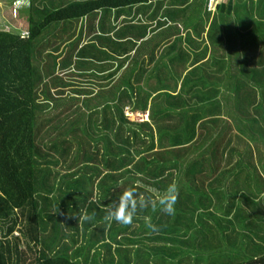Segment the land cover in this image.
Returning <instances> with one entry per match:
<instances>
[{
	"label": "trees",
	"instance_id": "16d2710c",
	"mask_svg": "<svg viewBox=\"0 0 264 264\" xmlns=\"http://www.w3.org/2000/svg\"><path fill=\"white\" fill-rule=\"evenodd\" d=\"M163 1L71 0L64 6L49 10L46 3L40 7L36 0H11L9 4L15 10L9 12L8 6L4 7L6 17L11 16L16 20L15 25L27 29L20 30L25 32L24 35L0 31V264H194L193 261L199 263L201 260L205 264H264V219L261 220L258 214L243 217L238 213L235 220H231L229 213L225 212V203L230 201L231 193L223 190V177L230 172L217 173L223 165L221 155H224L223 148L227 149L225 143L233 139L229 118H235L242 135L241 146L245 147L243 150L230 151L233 153L230 160L240 154L236 168H248L251 174V166L244 163L241 155H245L244 151L252 152L249 148L252 143L264 145V49L260 46L264 45V0H230L233 2L234 13L228 12L229 8H217L219 18L215 17L212 21V66L221 65L222 72L225 69L226 77L230 80L226 88H234L230 92L232 94L223 92L225 78L213 68L212 84L204 83L189 71L179 90L177 86L172 90L168 86H150L153 91L166 88L153 97L151 122H146L127 115V108L133 103L138 104L133 111L136 115L140 113L139 110L145 111L149 106L151 95H143L146 91L144 88L139 87L141 90H137L136 86L125 85L119 100L109 102L102 89L99 91L98 88L87 87V74L78 70L82 50L78 53L76 51L81 36L74 31L81 27L84 32L91 29H94L93 32H104L103 21H108V13L112 15L115 11H118L117 17L115 21L109 20L108 25L115 33L117 48L123 51V55L136 48L134 42L140 44L150 41L155 44V49L166 47L162 35L158 38L150 37L149 30H159L152 24L149 27L145 25L144 31L137 35L135 41L129 39L130 24L127 18L126 22L121 23L124 24L121 34L116 31L120 25L118 19L124 12L130 14L133 8L145 10V5ZM45 7L47 9H43ZM18 11L20 15L16 14ZM23 14L29 19L28 25ZM232 15L234 18L230 21ZM97 18L100 21L96 28L94 19ZM69 22L73 23L71 37L64 30L65 24ZM53 30L62 35L55 40L69 36L68 41L59 46L53 45L52 39L44 41L45 36ZM229 32H237L231 37L233 41L243 40L241 45H232L229 50L230 56L237 59L235 65L239 68L238 72L229 70L226 55H223L228 49L226 39ZM183 41L181 44L189 50L190 40ZM46 45L50 46L51 52H47ZM167 54L172 62H177L176 71L181 68L179 61L187 62L192 56L195 57L194 53H171L170 50ZM74 56L77 57V70L71 68ZM232 95L235 99H230ZM85 108L95 113L88 120L89 123L83 121L84 116L81 114ZM102 130L107 133H101ZM73 144L77 147L73 157L74 162L80 166L78 174L82 167L85 170L89 167L97 168L90 175L92 180L82 175L78 180L93 183L94 189L110 176L103 188L110 191L119 187L112 173L147 175L156 180L164 174L189 177L186 183L190 187L183 184V179L179 180V184L185 191L188 189L196 193L195 190H200L196 201L190 203L194 205L192 208L185 204V208L180 207L185 222L191 223L185 233L189 237L174 242L161 236L153 237L156 233L161 235L163 230L162 223L157 221L158 229L153 230L147 238L149 242L152 239L162 245L168 243L171 249L167 245L157 249L147 247L146 254H155L154 259H147L144 253L138 256L141 249L130 250L124 246V241L108 243L105 229L104 236L102 231L95 234L93 229L95 221L101 222L98 219L102 210L98 196L97 202H92L94 219L83 222L86 230L95 232L80 235V227L75 226L73 230L81 241L77 240V243L68 247L71 250L68 256L61 254V247L58 253H53L54 250L49 252L60 240L55 235L58 219L54 210L58 209L55 197L63 187L57 190V184L54 185V172L51 169L53 161H50L52 156L50 152L44 154L43 149L48 145L50 151L60 153L66 163L68 151ZM40 153L48 159L40 160ZM260 160L264 168V157ZM101 176L102 181L96 183ZM197 180L199 185L195 187ZM260 181L264 187V179ZM206 186L210 187L209 192L203 190ZM60 195L65 202L69 193L63 190ZM72 195L80 196V193ZM90 199L91 196L88 199L85 197L87 202ZM182 200L192 201V197L186 196L185 199L182 191L177 202ZM201 200H204L203 203ZM250 203L253 201L250 200ZM211 207L213 211L215 208V212L210 211ZM59 210L65 213V209ZM217 211L223 212V215L218 216ZM19 219L27 220L20 230L27 241L23 250H19L17 243L12 247L10 241L4 242L1 239V236H11L13 228L8 224L13 222L16 225ZM209 219L216 220L222 226L215 228L207 222ZM225 221L233 224H226ZM68 224L69 221L65 226ZM201 225L210 228L209 235L213 242L197 234ZM52 229L55 231L52 232ZM218 229L226 232L228 241L241 234L242 239H245L242 245L247 247V257H231L234 253L224 247L223 240L219 244L213 239L214 231ZM121 232L127 234L128 227L125 226ZM227 232H231V235L227 236ZM199 239L204 243L202 248L211 249V253L197 258L200 256L196 251L200 247ZM30 242H34L39 249L38 253L43 246L41 257H33ZM132 251L136 258L131 257Z\"/></svg>",
	"mask_w": 264,
	"mask_h": 264
},
{
	"label": "crops",
	"instance_id": "0c3cea01",
	"mask_svg": "<svg viewBox=\"0 0 264 264\" xmlns=\"http://www.w3.org/2000/svg\"><path fill=\"white\" fill-rule=\"evenodd\" d=\"M70 1L71 0H42L36 4L42 7L41 5L46 3L49 10H52L53 7L60 5L64 6ZM219 1L220 0H218V2ZM228 1L230 2V0ZM206 3L207 0H165L163 2H153L152 4L145 5V10L133 8L131 9L130 14L126 12L121 14L118 19L120 25L116 30L119 34L123 31L124 24L121 23L126 22V18L130 24V30L128 31L130 34L129 39L133 41H135V38L140 32L144 31L145 25H148V27L151 24L155 25L159 30H149L148 33L150 32V37L158 38L160 35L164 37L166 47L161 49H155V44L151 43L148 39L149 42H143L140 44L134 42L133 44H137L136 48L130 51L129 54L123 55V51H120V49L117 48L118 44H116L114 38L115 33L110 30L108 25L109 20L115 21L114 18L117 17L118 11H115L112 15L111 13H108V16H110L108 21H103L102 24V28L105 30L104 32L100 30L93 32L94 29L85 30L84 32L81 27L78 28L74 31L81 36L80 39H78L79 48L76 51V53H78L82 50L80 59L81 66L78 70L80 69L83 74H87V87L89 89H91V87L98 88L99 91L102 89L105 92L104 94L107 101L116 102L121 95V88L125 85L144 88L146 91L143 92V95H150V93L147 92L148 86H168L167 88L170 90H172V87L177 86L179 90L189 71L195 73V76L201 78L204 83L212 84V71L210 69L213 68V70H216L217 74L222 78H225V82L222 85L223 92L226 94H232L230 92L233 91L234 88H226V85L229 84L230 80L226 77L225 69L222 72L221 65L212 66V42L210 41L212 39H210L212 31L211 25L215 17L219 18L220 13H217V9L214 13L207 11ZM47 7L43 9H47ZM1 9L2 7L0 6V10ZM5 14H7L6 10ZM24 18H26L25 22L28 25L29 19L25 16ZM94 20L96 21L97 28L100 18ZM5 22H8L11 24V27L17 30V25H15L16 20L11 18V16L9 17L8 15ZM182 27L185 28L180 29ZM72 28V22L65 24L64 30L65 32H69L70 37L73 31ZM26 29L23 27V30ZM69 36H65L63 40H55L54 38L62 37V35H60L59 31L53 30L50 34L45 36L44 41H50L52 39V44L59 46L62 43L67 42ZM186 39H189L191 42L189 50L186 49L187 46L181 44V42H184L183 40ZM75 41L74 43H77ZM195 42L199 44L194 45ZM199 45L201 46L199 47ZM180 47L183 49L181 50ZM45 48L47 52H51L52 50L49 45H46ZM168 50H170L171 53H194L195 57L192 56L187 62H185V60L179 61L181 68H178L176 71L177 62H172L171 58H168ZM228 51L229 49H226L225 52H223V55H226L228 62L227 66L232 72H238L239 68L235 65L237 59L231 57L230 51ZM76 60L77 57L74 56L71 68L77 70V67L75 66ZM167 73H171V75ZM81 79L84 81L83 77ZM163 89L161 91H163ZM154 91L153 96L149 99L150 103L149 106H147V109L145 111L139 110L140 113H138L148 115L146 122H151V103L153 97L161 92L159 90ZM230 99H235L234 95H232ZM128 108L131 109L133 116H136V113H133L131 105L128 106ZM84 111L87 120L86 122L89 123L88 120L91 116H94L95 113L90 108H85ZM84 120L85 119H83V121ZM236 123L235 118H229V124L232 126L231 133L233 139L225 143L227 149L223 148L224 155H221L223 165L217 172L219 174L226 171L230 172L223 177L225 183L223 190L231 193L230 201L225 203V212L227 211V213H229V218L231 220H235L238 213H241L243 217H249L251 214H258L262 220L264 219V187L260 179H264V168L261 167V161L256 167L253 163L251 165L248 162L245 163V159H243L246 165L248 163L251 166L250 169L252 173L250 174L248 168H243L242 170L236 168L239 160L236 162H234L236 158L230 160V158H233V153L230 151H236L238 149L242 150L245 148H242L241 146L240 140L242 135ZM232 164L235 166L234 168L232 167ZM253 166L255 172L253 171ZM112 174L116 175H112V177H114V181H117V185L119 186L117 189H119L120 186L124 185L123 175H120L119 173ZM148 177L149 176L147 175H141L136 178L145 179ZM172 177L173 178L170 180L168 176L163 175L162 178L157 181H165L168 183L167 185L176 183L179 188V194L182 193L185 188L179 184V180L183 179V176L174 175ZM102 178L103 176L98 178L96 183L102 181ZM238 181H240V183H238ZM113 190H115V188ZM252 191H254V194H250ZM250 200H252L253 203H250ZM159 221L161 222V219ZM152 224L155 226V230H157L158 222H153ZM129 230H131V228L128 227L127 235L130 234L133 236L135 232H129ZM120 233L123 234V232ZM121 234H119V237ZM157 236L162 237V234L160 235L159 233H156L153 237Z\"/></svg>",
	"mask_w": 264,
	"mask_h": 264
},
{
	"label": "rangeland",
	"instance_id": "374dc122",
	"mask_svg": "<svg viewBox=\"0 0 264 264\" xmlns=\"http://www.w3.org/2000/svg\"><path fill=\"white\" fill-rule=\"evenodd\" d=\"M23 2H25L26 0H22ZM41 0H36V3L40 2ZM11 2V0H0V6L2 7V9L0 10V31L1 32H8V33H15L18 35H24V32L20 31L23 30V28L19 27V25H17L18 31L15 30V28L11 27V24H9L8 22H5L6 19V14H5V10L4 7L8 6V10L9 12H13V10H15V8L13 7V5L9 4ZM34 5V3H33ZM9 6H11L12 8L10 9ZM220 6V7H219ZM21 8H23L21 6ZM218 9L219 8H224V9H228V12L230 13H234L233 10V2H229L228 0H220L218 2ZM20 11V10H19ZM16 13L18 15H20V13ZM24 15V14H23ZM26 17V15H24ZM234 18V15H232L230 17V21H232ZM185 27H182L180 29H184ZM237 32H229V37L226 39V48H228L229 50L231 49L232 45H241L243 43V40L240 41H233V39L231 38L233 36V34H236ZM261 49H264V45L260 44ZM253 53V52H251ZM212 71V69H210ZM173 88V87H172ZM137 90H141L139 87L136 88ZM147 92L150 93L151 96H153L154 92L150 86L147 87ZM121 94H123V88H121ZM136 101V100H134ZM138 104L133 103V105H131L132 110L134 111V107L137 106ZM129 113L131 111V109L128 110ZM148 111V110H147ZM142 113V111H141ZM84 116L85 121L86 117H85V111H82L81 113ZM75 116V115H74ZM132 117H136V119L140 120L142 119L143 121H147V117L148 115H144L142 114H138L136 116ZM143 117V118H140ZM95 120V119H94ZM151 121V120H150ZM153 121V120H152ZM154 128H156V126H154ZM101 133H107L104 130H102ZM49 145V144H48ZM45 146L43 149L44 154H48V152L51 153L52 158L50 159V161H53L52 164V170L54 172L53 175V183L54 185L57 184L56 186H58V189H63L60 190V192L67 191L69 193V195H67V199L65 200V202H63V196L60 195V192L57 193L56 197H55V201L58 204L59 209H65V213H63V215H56V218L58 219L55 223L56 227H57V231L52 229V232L55 231V235L57 237L60 238V240L58 241L55 247V245H53L48 251H53V253L57 252L58 253V249L61 247V250L63 253H61L63 256H68V254L71 252V250L68 249V247H71V245H73V243H77V240L81 241V239L76 235V231H74V227H80V235H82L84 232H88V233H92L95 232V234L100 233V231H102V236H104V229L106 230V235H107V240L108 243L113 244L115 241V243L117 244L118 241H124V246H126L128 249L133 250V249H138L140 248L141 250L139 251V254L144 253L145 257L147 259H154L155 254H146V248L147 247H152V249H157V248H161V246L163 245H167L168 249H171V245L168 243H163L160 244L159 242H154V240L152 241V239L148 240L147 237H150L153 233V229L149 228L148 225L145 223V219L144 217H150V223L152 224L153 222H157L161 219V223H162V237L164 239L168 238L171 241H175V240H180L184 239L185 237H189L188 233L185 235L187 228H189L190 226V222H185V216L183 215V209H180L181 206L188 205V207H193L194 205L190 204L193 201H196L197 197H198V193L200 194V190H195L196 193H194V191L185 189L183 190V197L186 196H191L192 197V201L189 200H182V202H177L175 204V215L172 216L171 219L168 218V215L162 213L159 208L156 211H152L151 208H147L144 210H138L139 213L136 215V217L133 220V223L127 227L131 228V230H129V232H135L136 235L135 236H131L130 234H126L123 232V234H121V236L119 237V232H121V230L125 229V226H122L118 223H116L115 221H113L111 223V225H109L108 223H106L103 220V217L106 215L104 208L105 206L111 204L112 202L118 200V197L120 195H118L121 191H123V189L125 188L126 190L129 188H133L136 190L137 193H141V194H149L148 193V189L150 188H154L157 190H161L163 191L164 189L167 188V184L165 181L163 182H158L156 179H152L151 176H149L150 178H145V179H139L136 178L138 176H141L139 174H123V186H120L119 189H117L115 187V191L113 193V189L108 191L105 188H103V185L106 184V182L108 181L109 178H111V176L109 178H106L103 183H101L100 186H98L97 188L94 189L93 187V183L89 182V181H82L79 180V176L81 177L84 176L87 180H92V171H96L97 168H93V167H89V168H85L82 167L80 170V173L78 174L79 171V167L75 162V157L74 153H76V145H72L71 149L68 151L69 152V160L67 159L66 163L64 162V158L60 153H54L52 151H50V147L49 146ZM252 152H247L244 151L245 155H241L242 159H245V163L248 162L250 165L253 163L254 166H258L260 163V159L264 157V145L263 143H258V145L252 143L250 144V147ZM243 150V149H242ZM240 155V154H239ZM237 155L235 158L236 160L234 162H236L237 160H240V156ZM38 156L40 157V160H47V157H44L43 154H38ZM61 159V160H59ZM59 162V163H58ZM236 164V163H233ZM232 167L234 168L235 166ZM101 168V166L99 167ZM232 169V168H231ZM172 174V173H171ZM72 175V176H71ZM166 176H168L170 178V180L173 178L171 175L169 174H164ZM163 176V175H162ZM183 176V184H185L187 181H189V177H187L186 175H180ZM160 180V179H158ZM238 183H240V181H238ZM187 187H190L188 185V183H186ZM199 182L198 180L195 181L194 186H198ZM193 187V186H192ZM194 187V188H195ZM80 188V190H78ZM210 187H205L203 190L205 192H209ZM89 190V193H87ZM202 190V191H203ZM92 191V194H91ZM103 191H105V195H103ZM201 191V192H202ZM74 193H80V196H75L72 195ZM210 193L212 194V188ZM187 194V195H185ZM91 196L90 201H85V197ZM99 196V200H100V206L102 208L100 214L101 217L98 219H101V222L98 221V223L95 221L94 222V226L93 229L95 228V231H88L85 229V226L83 225V223L78 224V220L75 218H67L69 215H79L81 213H83L85 210H87V212L91 215L92 212L95 211V209L93 208V204L92 202H97ZM197 196V197H196ZM182 199V196H181ZM204 200H201L200 202L203 203ZM65 203L68 204L67 207H65ZM185 204V205H184ZM99 205V204H97ZM197 207H201V205H198ZM56 211V209L54 210V212ZM203 212H205V210H201ZM210 211L213 213L215 212V208L213 211V207H211ZM218 216L221 217V215H223V212H218ZM202 214V213H201ZM163 217V218H162ZM207 220V219H206ZM69 221V224L67 226H65V223ZM24 222L26 223L27 220L23 219L22 220H18L16 225L13 222H10L8 224V226L10 228H13L12 234L11 236H9L8 238H4L3 236H1L2 240L4 242H11L12 247H14L15 243L18 244L19 246V250H23L24 247H26V238H24V235L21 234L20 230L21 228H23ZM74 222V224H73ZM213 226H215V228L222 226V224H217L216 220L213 221V219H209V221ZM61 223H63V226H61ZM226 224L227 221H225ZM73 224V225H72ZM230 225H232L233 223H229ZM72 225V228H71ZM153 225V224H152ZM6 229V228H5ZM209 227H207L206 225H201L200 227H198V230L196 231L197 234H200V237H206L207 239H209V241H212V237L209 235ZM118 234V235H117ZM226 232L221 231L220 229L214 231V235H213V239L215 241H217V243H224V247L227 249L228 251L233 252L234 254L231 255V257H236V258H240V257H247V247L245 245H242V242L245 241V239L243 240L241 237V234H239L238 236H233V239L231 241L226 240V236H225ZM192 235V234H191ZM231 232H227V236H230ZM192 236H195L192 235ZM126 238H128V241H125ZM125 239V240H124ZM255 240V239H254ZM191 240H189L190 243ZM200 241V239H199ZM234 241V242H233ZM229 242H231L229 244ZM80 244H82L81 242H79ZM180 243V242H179ZM43 244H46V242H43ZM67 244V245H64ZM183 244V243H182ZM199 244V243H197ZM31 245V249H32V253H33V257L34 258H39L42 255V250H43V246L41 245V252L38 253L39 249L36 248L34 242H30ZM200 247L199 249H197L196 251H198L200 253L201 257L203 255H209L211 253V249L209 248H202L204 247V243H202L200 241ZM227 245V246H226ZM66 246V247H65ZM65 248V251H64ZM14 249V248H13ZM185 249V248H184ZM179 250V249H178ZM177 250V252H178ZM14 251V250H13ZM219 252V251H216ZM237 252H240V254L236 255ZM219 254V253H218ZM136 254L132 251L131 257L132 258H136L135 256ZM163 255V253H162ZM137 256V257H138ZM195 258V256H194ZM196 259V258H195ZM160 262H163L161 260H159ZM185 261V260H184ZM186 263H188V261H185ZM199 263H196L195 261H193L194 264H205L204 260L198 261Z\"/></svg>",
	"mask_w": 264,
	"mask_h": 264
},
{
	"label": "clouds",
	"instance_id": "9594fccd",
	"mask_svg": "<svg viewBox=\"0 0 264 264\" xmlns=\"http://www.w3.org/2000/svg\"><path fill=\"white\" fill-rule=\"evenodd\" d=\"M148 193L147 195L137 193L133 188L123 191L118 200L105 206L104 211L106 215L103 217V220L109 225L115 221L122 226H129L133 223L138 210L147 208H151L152 211H156L159 208L161 212L168 216L175 215V204L179 194V188L176 183L169 184L163 191L150 188L148 189ZM54 215H63L59 207L54 212ZM94 217V212L90 215L85 210L79 215H69L67 218H75L78 220V224H81L85 221H92ZM144 219L148 227L155 230V226L150 223V217H144Z\"/></svg>",
	"mask_w": 264,
	"mask_h": 264
},
{
	"label": "built area",
	"instance_id": "2783aa9c",
	"mask_svg": "<svg viewBox=\"0 0 264 264\" xmlns=\"http://www.w3.org/2000/svg\"><path fill=\"white\" fill-rule=\"evenodd\" d=\"M217 4H218V0H207L206 10L211 12V13H214L216 11ZM128 110H129V108H127V115L132 117L131 111L129 113Z\"/></svg>",
	"mask_w": 264,
	"mask_h": 264
}]
</instances>
